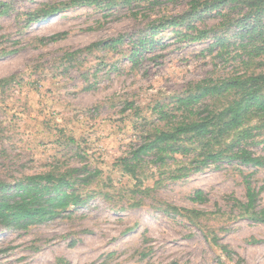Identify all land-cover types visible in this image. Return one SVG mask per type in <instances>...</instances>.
<instances>
[{
    "label": "rangeland",
    "instance_id": "1",
    "mask_svg": "<svg viewBox=\"0 0 264 264\" xmlns=\"http://www.w3.org/2000/svg\"><path fill=\"white\" fill-rule=\"evenodd\" d=\"M65 1L0 0V179L86 166L95 195L28 228L0 225V264H264V223L233 218L230 208L233 197L245 200V179L264 205V168L212 164L140 199L117 163L159 103L230 66L206 50L211 39L181 41L171 28L131 58L133 35L188 0L74 5L27 21V12ZM118 36L115 48L78 51ZM252 149L264 155V144ZM197 190L204 200L191 199ZM165 204L220 210L190 221Z\"/></svg>",
    "mask_w": 264,
    "mask_h": 264
},
{
    "label": "trees",
    "instance_id": "2",
    "mask_svg": "<svg viewBox=\"0 0 264 264\" xmlns=\"http://www.w3.org/2000/svg\"><path fill=\"white\" fill-rule=\"evenodd\" d=\"M117 3L118 0L45 3L27 12V21L44 22L67 6L110 8ZM210 16L215 19L212 24L207 22ZM161 21H151L148 34L143 30L133 35L131 58L156 47V34L171 28L181 41L211 39L206 50L215 51L214 57L230 66L187 82L170 96L168 103L157 105L156 120L141 128L140 142L117 162L134 180L132 191L141 194L140 199L150 197L164 179L179 180L212 164H231L240 172L241 166L264 168V155L252 149L264 144V0H188L184 9ZM120 40V36L106 38L78 51L95 46L115 48ZM92 180L86 166L54 167L24 174L13 182L0 179V225L28 228L53 219L69 207L85 205L95 195V190L89 189ZM245 181V200L231 199V215L264 223V205L256 204L257 192L249 180ZM191 199L204 200L202 191H195ZM164 211L190 221L217 212L171 204H165Z\"/></svg>",
    "mask_w": 264,
    "mask_h": 264
}]
</instances>
